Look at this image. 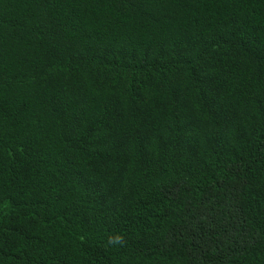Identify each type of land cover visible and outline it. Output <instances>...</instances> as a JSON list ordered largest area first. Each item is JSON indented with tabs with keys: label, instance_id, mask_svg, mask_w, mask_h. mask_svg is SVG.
<instances>
[{
	"label": "trees",
	"instance_id": "obj_1",
	"mask_svg": "<svg viewBox=\"0 0 264 264\" xmlns=\"http://www.w3.org/2000/svg\"><path fill=\"white\" fill-rule=\"evenodd\" d=\"M0 264H264V0H0Z\"/></svg>",
	"mask_w": 264,
	"mask_h": 264
},
{
	"label": "clouds",
	"instance_id": "obj_2",
	"mask_svg": "<svg viewBox=\"0 0 264 264\" xmlns=\"http://www.w3.org/2000/svg\"><path fill=\"white\" fill-rule=\"evenodd\" d=\"M119 240H120V237H116L115 240L112 242H119Z\"/></svg>",
	"mask_w": 264,
	"mask_h": 264
}]
</instances>
